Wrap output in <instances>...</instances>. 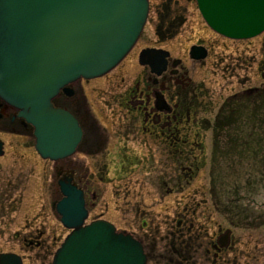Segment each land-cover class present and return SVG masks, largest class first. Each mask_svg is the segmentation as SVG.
<instances>
[{
    "label": "rangeland",
    "instance_id": "1",
    "mask_svg": "<svg viewBox=\"0 0 264 264\" xmlns=\"http://www.w3.org/2000/svg\"><path fill=\"white\" fill-rule=\"evenodd\" d=\"M176 2L178 6L175 5ZM165 7L171 10L177 8L176 12L184 15L185 22L178 34L172 40L164 42L163 47L172 50L174 56L183 57L184 65L190 71L189 75L197 81L205 82L209 100L215 103L212 111L199 115V118L208 119L209 124L205 123L194 130L199 133L194 136V141L197 139L199 146H193L190 159L175 163L165 155L168 153L166 144L138 136L135 140L128 138L125 145L130 155L145 156L139 157V160L130 159V162H126L106 153L102 158L71 155L66 161L53 162L39 158L35 150L30 149L31 146L17 145L18 141L33 144L30 135H15L0 129V140L6 143L5 155L0 157V184L10 186L17 202L16 211L10 215L14 219L11 229L20 227L25 219L35 218L40 214V205L45 204L47 208L40 216L48 220L49 227L60 238L55 244L56 248L59 247L69 231L62 227L59 215L51 208V204L61 198L55 166L62 164L69 170L76 163L82 162L87 166L88 175L95 172V164L107 169L106 175H102L104 180L97 183L98 190L95 192L98 197L86 223L101 217L113 224L117 231L124 230L142 239L145 254H148V264H264L262 160L229 162L214 159L218 148L224 147L225 143H232L233 136L230 130L226 134H230L228 142L220 136L222 130L216 126L219 118L217 109L228 97L248 86H264V58L260 49L264 36L248 40H228L207 28L195 0H149L148 16L139 44L124 61L126 80H132L141 72L147 75L148 72L135 62L136 54L141 47L158 42L154 27L158 15ZM200 39L211 49L203 64L192 61L187 55L190 46ZM251 45L256 49L254 71L248 68L224 70L225 62L222 61V66L218 61L220 56L229 54L236 57V49ZM102 81L103 79H99L96 85L103 88L106 84ZM93 83H90L89 89H93ZM90 98L91 102L88 101L86 107H92V115L96 113L97 127L103 128L106 124L109 126V122L117 121L119 108L115 104L109 108L100 102L99 95L94 92H91ZM225 115L227 114L224 113V118ZM228 116H232L231 123L233 115ZM263 116L264 113H260L258 120ZM220 120L225 121L222 116ZM257 124L260 126V123ZM228 126L230 129L234 127L233 124ZM116 127L117 123L113 129ZM109 131L111 134L112 130ZM255 132L258 138L264 139L263 127H258V132ZM109 139L112 146L118 145L121 150L125 147L124 138L120 137L119 140L110 135ZM143 139L146 141L143 142ZM257 148L264 153V145ZM223 149L220 148V152ZM253 162L256 164H251ZM175 166L179 172V177L176 173L177 188L172 190L168 187L171 192L167 194L165 188L158 189L153 182L162 179ZM181 169L186 170L190 177L184 178ZM7 187L1 186L0 189ZM224 235H227L228 240L226 246L221 247L218 241ZM217 249L225 250L224 254L219 251L220 255L215 257L213 253ZM7 250L14 251L18 248L1 239L0 252ZM220 258L223 262H220ZM50 259L48 257L46 260L47 264Z\"/></svg>",
    "mask_w": 264,
    "mask_h": 264
},
{
    "label": "water",
    "instance_id": "2",
    "mask_svg": "<svg viewBox=\"0 0 264 264\" xmlns=\"http://www.w3.org/2000/svg\"><path fill=\"white\" fill-rule=\"evenodd\" d=\"M206 25L231 39L264 31V0H196ZM148 0H0V104L17 111L33 128L34 148L56 161L74 153L82 138L77 119L52 100L68 85L103 76L131 51L144 28ZM194 59L205 53L191 49ZM168 52L147 48L138 62L157 75ZM1 117V113H0ZM0 140V156L3 155ZM55 204L69 233L51 264H147L140 241L105 220L86 223L82 191L72 179L58 180ZM228 237L219 239L226 246ZM0 264H21L15 254H0Z\"/></svg>",
    "mask_w": 264,
    "mask_h": 264
},
{
    "label": "flooded vegetation",
    "instance_id": "3",
    "mask_svg": "<svg viewBox=\"0 0 264 264\" xmlns=\"http://www.w3.org/2000/svg\"><path fill=\"white\" fill-rule=\"evenodd\" d=\"M175 5L178 6V2H176ZM176 11L177 8L160 12L154 27L158 42L154 45L141 47L136 54L135 62H137V65L140 68L145 69L148 72L147 75H144V73L141 72L132 80H126L125 78L127 69L124 61L131 56L135 46L139 44V37L126 57L107 74L92 79H78L68 85L67 88L70 93L61 90L52 100L55 107L70 112L77 119L81 128L82 138L76 146L74 153L71 154L72 156L80 155L85 157L92 156L102 158V155L109 153L113 158L120 160L123 159V161L126 162H130V159L139 160V157L145 156L135 154L130 155L125 144L130 137L132 140H135L138 136H143L148 137L159 144H166L168 146V153L165 155L175 163L177 161L185 162L188 161V158L190 159L194 150L193 146H199L197 144V139L194 141V136H198L199 133L194 130L199 129L205 123L209 124L208 119L199 118V115L209 113V110L212 111L215 103L214 101L209 100V91L208 87H205V82L203 80L197 81L189 75L190 71L184 65L183 57L174 56L172 50L163 47V44H165L164 42L172 40V38L178 34L179 29L185 22L184 15H178ZM179 16L180 19H178ZM178 21H180L179 27H177L170 36L158 34L157 31H162L167 26L175 27L176 22ZM207 28L209 27L207 26ZM213 32L228 40H248L264 36V31H262L251 38L231 39L222 36L215 31ZM193 47H199L202 52L205 53V57L199 60L194 59L191 55V49ZM147 48L161 49L168 52L165 70L159 75L152 73L148 66H142L138 63L139 53L141 50ZM260 49L264 58V38L261 41ZM210 50L211 49L206 46L204 40L200 39L190 46L187 55L192 61L203 64V62L209 57ZM234 53H236V57H231L232 55L230 56L229 54L224 57L220 56L218 61H220L222 66V61L225 62L224 70L236 71L240 68H248L250 71H254L256 67V49L253 45L250 47L246 46L244 49H236ZM123 63L124 65H122ZM234 72L232 73V76L234 75ZM262 77L264 79V73L262 74ZM99 79H103L102 82L106 84L103 88L100 87V85H96V82ZM91 82H94L93 89H89ZM91 92L98 94L100 102L109 108H112L110 106L113 104L119 108V115L116 119L117 121L114 120L109 122V126L106 124L103 128L97 127L98 118L96 113L94 112L92 115V107L89 109L86 107L88 103L91 102ZM262 99H264V86L251 85L243 91H238L228 97L217 109V117L219 116V118L216 126L233 124L234 127H242L244 131L249 130L248 132H252L250 134L251 136H248L246 133L240 136L242 139L237 143L236 149L234 150L235 158L237 160H240L241 158L247 160H264L262 149L257 148L258 146L264 145V139L261 137L258 138L255 132L258 127V109L257 106H255V103L258 100L262 102ZM0 113V129L15 135H30V137L33 138V144L18 141L19 143H17V145H28L31 146L30 149L35 150L33 128L28 124H24L22 119L16 117L17 111L9 106L0 104ZM224 113L227 114L225 115V118ZM228 115H233V122L230 123L232 116ZM220 116L225 119L224 122L220 120ZM115 122L117 123V127L113 129L114 125H116ZM261 123L262 122H260L259 127H263V123ZM109 129L112 130L111 134ZM110 135L118 137L119 140L120 137L121 139L124 138L126 140L123 150H121L118 145L112 146L110 144ZM142 141L144 142L146 140L143 139ZM5 147L6 143L3 142L2 149L4 153L2 156L5 155ZM241 147H243V149H241ZM148 151L151 152V149L148 148ZM241 151H247L248 153L242 154L240 153ZM35 153L37 154L36 150ZM37 156L41 158L38 154ZM148 156L150 158L152 157V155ZM68 157L69 156L53 162H63L70 159ZM79 163L80 162L73 165L74 170H71L73 167L67 170L62 164L55 166L57 188L59 192V179L62 177L71 178L72 183L82 191L84 207L87 210V219H89V214L92 210L94 201H96L98 197L95 192L98 190L97 183L104 180L102 175H106L107 169L105 166L99 167L95 164L93 166L95 172L88 175L87 166L82 162ZM88 170H90L89 166ZM181 171L184 178L190 177V175L186 174V170L181 169ZM176 173H178L179 177V172L175 166L173 170L162 176V179L153 182V185L158 189L165 188L167 194H169L171 191L168 187L172 190L177 188ZM1 186L7 187L4 183L0 184V187ZM180 188L182 187L180 186ZM126 189L128 190V186H126ZM55 204L56 203L51 204V208L54 211ZM16 206L17 202L16 199L13 198L10 186L1 190L0 240L5 239L8 243L15 244L18 250H7L0 252V254H15L20 258L21 264H47L46 260L49 257L51 259L48 264H51L52 257L58 248L55 247V244L60 238H58L55 231L49 227L48 220L45 217L43 218L40 216L43 214V210L47 208V205L41 204L40 214H37L35 218L25 219L20 227L12 230L11 226L13 225L14 219L10 218V215L16 211ZM94 220L107 221L101 217L95 218L91 221ZM123 232L128 233L124 230ZM128 234H130V232ZM134 238L140 241L143 245L142 239L136 236ZM219 251L221 254L225 252L223 249H217L213 253L215 257L220 255H218ZM146 256L148 257V254ZM220 262H223L221 258Z\"/></svg>",
    "mask_w": 264,
    "mask_h": 264
},
{
    "label": "trees",
    "instance_id": "4",
    "mask_svg": "<svg viewBox=\"0 0 264 264\" xmlns=\"http://www.w3.org/2000/svg\"><path fill=\"white\" fill-rule=\"evenodd\" d=\"M168 8L165 7L164 10H167ZM178 15H181V12H177ZM178 19H180V16L178 17ZM179 22H176V26L175 27H165L162 31H157L158 34L160 35H166V36H170L177 27H179ZM249 105V104H247ZM255 106H257V123H260V122H264V116L262 119L258 120V117H259V114L260 113H264V99H262V102H260L259 100L256 101L255 103ZM262 106V107H261ZM259 113V114H258ZM233 122V121H232ZM217 127H219V129L222 130V134H220V136H222V139H225V141L228 140V135H226L228 132V130L231 131V134L233 133V136H232V143L228 142V143H225L224 144V147H219L218 150H217V154L215 155L214 159L215 160H219L221 161L222 159H225V160H228L229 162H236V161H240V162H252V161H256V160H247V159H243L241 158L240 160H237L235 158V154H234V150L236 149V145L237 143L242 139L240 136L244 133H246L248 136H251L250 134L252 132H248L249 130H246L244 131V129H242V127L240 128H237V127H233V128H229L228 125H225L224 127H222V125H218ZM221 127V128H220ZM259 127V126H258ZM258 127H257V132H258ZM263 128H264V123H263ZM220 148H224L221 152H220ZM240 153L242 154H245V153H248L247 151H241ZM220 156V157H219ZM250 163H248L249 165ZM253 165H255L256 163H251ZM261 164L264 166V160H262Z\"/></svg>",
    "mask_w": 264,
    "mask_h": 264
}]
</instances>
